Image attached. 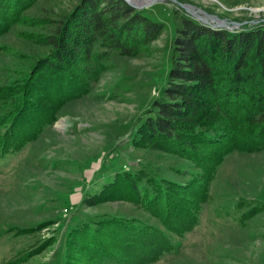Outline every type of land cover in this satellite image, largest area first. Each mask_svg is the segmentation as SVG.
<instances>
[{
	"label": "rangeland",
	"instance_id": "obj_1",
	"mask_svg": "<svg viewBox=\"0 0 264 264\" xmlns=\"http://www.w3.org/2000/svg\"><path fill=\"white\" fill-rule=\"evenodd\" d=\"M33 4L23 23L0 32V88H15L48 54L45 27L35 21L44 6H73ZM182 5L264 25V0H161L145 8L163 24L161 36L135 55L113 53L87 96L65 104L53 126L24 150L0 157V264H82L72 240L104 217L161 226L132 201L105 198L120 174L193 184L191 171L182 169L191 160L142 145L139 133L167 85L177 30L189 13ZM201 211L190 233L162 228L173 251L153 264H264V145L227 156Z\"/></svg>",
	"mask_w": 264,
	"mask_h": 264
},
{
	"label": "trees",
	"instance_id": "obj_2",
	"mask_svg": "<svg viewBox=\"0 0 264 264\" xmlns=\"http://www.w3.org/2000/svg\"><path fill=\"white\" fill-rule=\"evenodd\" d=\"M35 1L41 0H0V32L23 23ZM56 1L73 6L57 10L49 4L35 19L45 27L48 54L15 88H0V157L24 150L53 126L65 104L87 96L113 53L135 55L163 32L145 8L126 0ZM251 23L232 30L182 15L167 85L139 133L142 145L191 160L193 166L182 169L191 171L193 184L187 188L149 173L116 176L105 198L132 201L161 226L115 216L89 222L72 240L82 264L159 261L173 251L162 228L185 235L198 226L227 156L264 145V25Z\"/></svg>",
	"mask_w": 264,
	"mask_h": 264
},
{
	"label": "water",
	"instance_id": "obj_3",
	"mask_svg": "<svg viewBox=\"0 0 264 264\" xmlns=\"http://www.w3.org/2000/svg\"><path fill=\"white\" fill-rule=\"evenodd\" d=\"M130 5L137 9H144L152 5L153 3L159 2L161 0H151L148 4H140L141 0H126ZM184 8L195 18L202 21L204 24H210L216 28H228V29H238L243 26L245 22H238V21H229L227 19H221L218 16H214L208 14L206 11L202 9H196L191 5H182Z\"/></svg>",
	"mask_w": 264,
	"mask_h": 264
},
{
	"label": "bare ground",
	"instance_id": "obj_4",
	"mask_svg": "<svg viewBox=\"0 0 264 264\" xmlns=\"http://www.w3.org/2000/svg\"><path fill=\"white\" fill-rule=\"evenodd\" d=\"M151 2V0H141L140 1V4H142V3H144V4H148V3H150Z\"/></svg>",
	"mask_w": 264,
	"mask_h": 264
}]
</instances>
